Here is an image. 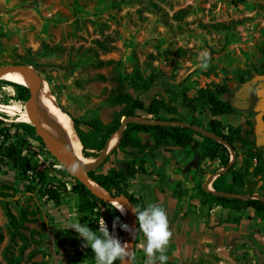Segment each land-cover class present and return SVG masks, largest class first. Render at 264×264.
<instances>
[{
  "label": "rangeland",
  "instance_id": "374dc122",
  "mask_svg": "<svg viewBox=\"0 0 264 264\" xmlns=\"http://www.w3.org/2000/svg\"><path fill=\"white\" fill-rule=\"evenodd\" d=\"M181 8L187 11L178 18L175 14ZM98 40L104 45H99ZM107 59L113 61L103 65L97 62ZM15 63L35 68L47 79L61 109L81 121L97 117L107 123L120 109V105L108 102L117 72L129 74L138 67L143 75L160 73L148 91L129 89L145 104L154 96L168 99L167 89L184 88L193 96L199 87L211 83L215 88H224L219 96L237 110L231 117H222V123L239 127V133L253 139L264 153V113L259 124L260 111L256 109L257 89L264 86L258 78L264 73V0H0V65ZM46 65L60 67L61 74L56 69L46 73ZM8 82L0 78V127L13 132L11 122L19 120L27 98H14L15 88ZM170 102L178 115L190 117L191 110L180 105L178 96ZM197 114L206 124L207 109ZM135 117L149 119L142 110H136ZM47 119L51 127L53 114L48 107ZM80 128L86 130L83 124ZM234 148L235 166L244 173L243 186L236 187L264 195V174L252 173L255 159L246 167V146L236 141ZM79 151L83 154L81 143ZM24 152L32 168L46 174V183L65 179L55 169L62 165L60 160L35 137L28 138ZM228 153L229 160L222 166L217 159L202 158L198 148L178 147L172 152L169 144H161L153 155L134 158L117 150L91 171L104 173L110 167L121 168L124 163L134 162L128 190L141 196L145 206L158 203L166 211L171 236L164 264H264V257L254 251L258 248L264 254V223L251 208L229 210L209 205L221 211L192 215L189 221L195 222L193 230L178 224L185 234L179 238L174 232V223L189 211H196L201 203L196 186H203L209 176L214 179L215 173L229 164V149ZM97 156L87 157L94 160ZM140 160L145 173L138 170ZM18 172L16 169L15 174L9 173V179L0 177V183L15 187L6 189L0 185V190L14 194L9 202L14 214L29 212L26 227L21 229L27 239L10 240L8 220L0 203V231L4 235L0 261L5 262L7 255L18 258L20 264H66L68 257L69 264H95L91 247L84 246L75 230L66 227L76 221L87 222L95 230L103 218L110 233L124 239L117 228L114 231L108 225L106 216L113 211L110 205L100 204L97 216L78 211L75 193H64L59 204L47 201L38 185L26 191L25 184L30 179H21ZM230 176L227 173L225 178L230 181ZM159 193L162 199H155L153 196ZM32 230L35 231L30 236ZM66 231H72V239L66 238ZM145 243L143 233L137 230L131 264H147ZM32 251L36 253L30 257ZM155 264L160 261L155 260Z\"/></svg>",
  "mask_w": 264,
  "mask_h": 264
},
{
  "label": "trees",
  "instance_id": "16d2710c",
  "mask_svg": "<svg viewBox=\"0 0 264 264\" xmlns=\"http://www.w3.org/2000/svg\"><path fill=\"white\" fill-rule=\"evenodd\" d=\"M187 8H181L176 12V17L180 18L185 14ZM217 25H221L220 23ZM99 45L104 44L98 40ZM149 58L153 57L152 53L148 54ZM113 60H98L100 65L111 63ZM119 63V62H117ZM160 76V73L151 72L148 75H143L138 67H135L131 73L124 74L117 72L113 79L115 81L114 88L111 89L108 96V102L110 104L120 105V109L114 112L112 118L103 123L99 118H90L85 121H81L76 117H69L72 121V128L77 134L78 139L82 145V152L86 156H97L99 151L103 148L109 135L117 129L120 125V119L122 116H135L136 110H142L148 116V120L153 122H136L130 121L126 123V126L119 138L117 146H115L111 153L120 150L135 156H142L143 154L153 155L154 149L166 140H170L173 146L198 148L202 158H209L211 160H219L221 165L224 166L229 160V153L226 145L217 141L209 135L203 134L188 125H179L172 123H161V121L171 122H184L192 125H197L205 130L220 136L229 145L234 148L235 142H239L242 146H246V153L244 158V164H250L251 159H255V165L252 169L254 174H264V153L261 148H257L253 139L247 136H242L239 133V127H235L231 124H223L218 116L224 114H237V110L231 104L228 99H223L219 95L224 92V88H215L211 83L201 86L196 90L193 96H189L184 88L180 90L167 89L169 98L163 96L152 97L148 104L139 97L138 94H132L129 89H135L142 92L148 91L155 83L156 79ZM103 78V75H99ZM240 79H243L240 76ZM47 80V79H46ZM6 82V80L3 79ZM11 83L15 88L14 98L19 100H25L29 95V90L26 85ZM51 91V89H50ZM53 94V93H52ZM54 95V94H53ZM180 98V105L182 107L189 108L191 115L189 118L180 116L177 113V108L173 106L170 100H174L176 97ZM55 97V96H54ZM58 106L59 103L57 102ZM60 107V106H59ZM61 108V107H60ZM208 109L211 118L204 124L197 113ZM249 123V120H246ZM80 124L86 126V130L83 131L80 128ZM11 126L13 132H10L9 128L4 126L0 127V170L2 166L12 165V168L18 169L20 175L29 177L30 181L25 184L26 191L34 189L35 185H38V191L47 201L54 203H61L62 195L67 192L75 193L78 196L77 209L81 213H87L89 215L99 214L100 204H111L101 200L74 175L70 174L69 170L61 165L57 168V172L65 179L58 180V182L46 183V174L41 170H35L32 168L29 157L24 152L28 138L35 137L39 142L44 144L35 131L32 128L30 122L24 120L12 121ZM139 132L147 133L153 140L154 146L149 147L139 135ZM88 149L95 150L94 154L88 152ZM235 149V148H234ZM236 154V153H235ZM134 162L124 163L123 167L116 168L110 167L104 173H96L95 171L89 172V175L93 180L100 184L104 189L116 193H122L126 195L130 202L135 207H145L143 198L135 195L128 190L129 179L134 176ZM138 170L145 173L142 161H139ZM31 171V173H29ZM18 172V173H19ZM230 173V181L225 176ZM243 171L235 166V160L226 168L224 172L217 175L211 182V186L215 190L234 193V194H252V192H244L236 186H243ZM45 186L42 187V184ZM1 186L6 189H14L13 185L2 182ZM197 191L200 194L201 203L208 205H217L221 208L229 210H242L243 208H251L254 214L264 223V202L257 198L243 199L239 196H224L216 195L211 191L203 188L201 184L196 186ZM264 196V195H263ZM14 194L7 192L6 190H0V203L3 206L4 213L8 220V233L11 241H14L16 237H19L23 241L27 239V236L21 232L22 228H25V221H28V211L21 210L18 214H14L10 207L9 202L13 199ZM119 216L120 222L125 223V220L121 213L113 208V211L106 216L108 225L112 227L114 217ZM136 216V215H135ZM137 221V218H136ZM137 230L139 231L138 221L136 222ZM120 238L122 239L126 231L120 228L119 223L116 226ZM35 230L30 231V236L34 234ZM66 238L72 239V231H66ZM4 238L3 233L0 231V242ZM74 245V242H71ZM24 247H21L20 251H23ZM36 251H32L30 257H32ZM5 262L0 261V264H20L18 258L12 256H4ZM71 258L65 260L66 264H69ZM114 264H118L116 261Z\"/></svg>",
  "mask_w": 264,
  "mask_h": 264
},
{
  "label": "water",
  "instance_id": "95a60500",
  "mask_svg": "<svg viewBox=\"0 0 264 264\" xmlns=\"http://www.w3.org/2000/svg\"><path fill=\"white\" fill-rule=\"evenodd\" d=\"M45 72L50 73L52 69H56L58 75L61 74V68L54 65H46ZM6 73H16L20 75L26 83V87L29 90V95L27 99L24 101V111L27 114V117L29 119L30 124L32 125L33 130L35 133L40 136L42 142L44 143L45 147L53 154L55 155L61 162L62 165H64L70 172V174L76 176L89 190L92 194L100 198L101 200L113 205L116 201H121L124 204L125 211L121 213L123 216L125 223L129 225V230L126 231L125 237L122 240V242L127 241L129 244L130 249V255L125 259L123 264H131L132 259L134 257V247H135V238L137 233V226H136V216L133 211V204L130 202L129 198L122 194V193H116L112 191H108L104 189L100 184H98L95 180L91 178L89 175V172L93 170L96 165H98L100 162L103 161V159L107 156L106 151L108 148V143L111 140L112 136L118 131L120 132V136L126 126V123L130 121H136V122H153L152 120L148 119H139L135 116H122L120 119V125L117 127L116 130H114L109 137L107 138L103 148L101 149L99 155L96 157V162L93 166H86L76 157V155L67 148H64L51 138V135L49 134L48 130L46 129L45 125L41 121L36 100L38 97V94L41 89L42 84V76L40 73L33 68L31 65L25 64V63H15V64H7V65H0V78L2 75ZM258 78L264 83V73L258 75ZM257 94L259 96L258 104L256 105V109L260 111L258 114V123L261 124V114L264 113V86L259 87L257 89ZM161 123H172V124H179V125H188L192 127L193 129L211 136L212 138L216 139L217 141L223 143L227 146V148L230 151L231 159L229 161V164L225 166L223 169L218 170L215 174L219 175L222 172L226 170V168L235 160V150L234 148L229 145L224 139H222L220 136H217L207 130H205L202 127H199L197 125H192L184 122H177V121H171V122H165L161 121ZM259 129V128H258ZM71 164L74 168V173H72L68 167V164ZM213 176V175H212ZM212 176H209L206 181L203 183V188L206 190L211 191L213 194L216 195H224V196H239L243 199L247 198H257L264 202V196L261 194H234L224 191H219L213 189L212 186L209 184L212 182L213 178ZM255 253L261 258L264 257V254L258 249H254ZM118 264H121L120 261H118Z\"/></svg>",
  "mask_w": 264,
  "mask_h": 264
},
{
  "label": "clouds",
  "instance_id": "9594fccd",
  "mask_svg": "<svg viewBox=\"0 0 264 264\" xmlns=\"http://www.w3.org/2000/svg\"><path fill=\"white\" fill-rule=\"evenodd\" d=\"M111 207L121 213L125 211L121 201H116ZM133 211L138 221L139 231L146 238L144 252L148 257L147 264H155V260L164 264L168 259L164 252L171 236L164 207L158 203H149L143 208L133 206ZM117 223L125 231L129 230V225L120 222L119 216L113 219V229L116 228ZM98 225V228L94 230L88 226L87 222L82 224L76 221L67 224L66 227L75 230L78 236L82 238L84 246L91 247L95 264H114L115 261H120L123 264L130 255L128 242H122L118 237L113 236L103 218L98 221Z\"/></svg>",
  "mask_w": 264,
  "mask_h": 264
},
{
  "label": "bare ground",
  "instance_id": "6f19581e",
  "mask_svg": "<svg viewBox=\"0 0 264 264\" xmlns=\"http://www.w3.org/2000/svg\"><path fill=\"white\" fill-rule=\"evenodd\" d=\"M1 78L15 83L26 85L25 80L16 73H6L2 75ZM36 105L41 121L45 125L46 129L48 130L49 134L51 135V138L55 141V143L64 148L70 149L84 165L93 166L96 162V158H94V160H91L86 155L80 153L79 139L70 126V117L65 111H63L58 106L54 95L47 86L46 79L43 77L41 89L36 100ZM47 107L53 114L51 127L47 119ZM119 138L120 132L117 131L108 143L106 155H109L112 152L113 148L117 146ZM68 167L70 171L74 173V168L70 163L68 164Z\"/></svg>",
  "mask_w": 264,
  "mask_h": 264
},
{
  "label": "crops",
  "instance_id": "0c3cea01",
  "mask_svg": "<svg viewBox=\"0 0 264 264\" xmlns=\"http://www.w3.org/2000/svg\"><path fill=\"white\" fill-rule=\"evenodd\" d=\"M207 112H208V114H209V118H208V120L211 118V115H210V112H209V110L207 109ZM231 117L232 116V114H224V115H220V116H218L220 119L222 118V117ZM18 119L19 120H24V121H27V122H29V119H28V117H27V114H26V112L23 110V111H21L20 112V115H19V117H18ZM229 119V118H228ZM139 135L143 138V140H144V142L149 146V147H153L154 146V143H153V140H152V138L147 134V133H144V132H139ZM163 144H169L170 145V147H172V152L174 151V150H176V149H178V146H173V144H172V142L170 141V140H166ZM197 149V148H196ZM5 170H7V173H5L4 171ZM135 171V170H134ZM12 172H14V174H15V172H16V169H14V168H12V165L11 164H9V165H5V166H2V168H1V170H0V177L2 178V179H6V178H8V174L10 173H12ZM5 175L7 176V177H5ZM138 175V174H137ZM9 179V178H8ZM3 181H6V180H3ZM11 185V184H10ZM14 186V185H13ZM129 187H130V185H128ZM129 187H128V189H129ZM130 191V190H129ZM155 199H162V197H163V194H160L159 193V195H155V196H153ZM77 203H78V200H77ZM210 206L208 205V204H201L200 203V205H198V207L196 208V211H189L187 214H186V216H185V218H181V219H179L177 222H175L174 223V232H176V235H178V237L180 238V236H183V234H185V233H183V230H182V232H181V229H180V227H182L181 225H180V227L178 226V224H183L185 227V230H186V228H187V230H193L194 228V225H195V222L193 221L192 223L189 221V220H191L192 219V215H195V214H197V213H202V212H204V211H206V210H208V211H221V209L220 208H218V207H216V206H212L211 207V209L209 208ZM223 211H224V213H225V211H227L226 209H222ZM168 213V212H167ZM198 215V214H197ZM196 217V216H195ZM192 221V220H191ZM182 234V235H181Z\"/></svg>",
  "mask_w": 264,
  "mask_h": 264
},
{
  "label": "built area",
  "instance_id": "2783aa9c",
  "mask_svg": "<svg viewBox=\"0 0 264 264\" xmlns=\"http://www.w3.org/2000/svg\"><path fill=\"white\" fill-rule=\"evenodd\" d=\"M29 173H31V171H29ZM112 229H113V227H112ZM114 231L116 230V228L115 229H113Z\"/></svg>",
  "mask_w": 264,
  "mask_h": 264
}]
</instances>
